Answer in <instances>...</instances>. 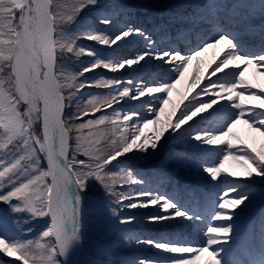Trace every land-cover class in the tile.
<instances>
[{"label": "snow or ice", "instance_id": "1", "mask_svg": "<svg viewBox=\"0 0 264 264\" xmlns=\"http://www.w3.org/2000/svg\"><path fill=\"white\" fill-rule=\"evenodd\" d=\"M198 7L202 11L193 22L208 23L213 32L210 39L200 40L185 51L173 46L158 49V42L146 29L131 20H118L119 8L105 7L102 0H76L70 9L67 0H0V203L6 205L0 208V253L23 264H264V219L260 225L262 246L257 253H240L233 248L243 217L257 199L264 200V94L251 91L259 88L264 93V86L247 75L252 72L264 76L259 71L264 68V0H207ZM85 8L95 9L91 20L78 19ZM180 19L179 14L169 17L170 22ZM257 34L258 45L249 46L243 39L244 35ZM136 37L142 38L146 47L134 54L118 55V50ZM80 39L107 46L112 55L101 56L89 49L87 55L95 59L82 67L79 75L101 68L111 73L125 69L132 73L127 77H97V84L112 90L102 100L87 99L86 104L77 100L74 90L90 86V82L77 84L76 77L68 72L74 62L67 54L79 57L85 53V47L77 43ZM209 50L224 52L212 76L228 75L226 70L231 67H244L231 73L230 81L209 79L174 122L180 104L204 79L199 74L200 58ZM215 58L214 54L213 61ZM193 61L197 62L198 74L176 102L172 94L178 91L177 85L185 79ZM113 103L127 107L114 108L111 117L101 115L74 124L89 114L88 106L99 112L102 106L112 107ZM209 109L212 111L207 116L201 115ZM106 121L113 125L119 122L121 127L115 131L121 136L114 138V131L101 152L92 148L99 141H89L92 133L85 136L83 131ZM150 124L158 125L151 138L142 130ZM238 125H245L260 138L259 150L240 135ZM132 128L135 131H130ZM175 139L201 153L199 161L194 163L193 156L176 153L163 162L171 171L154 176L161 183L175 179L178 184L182 180L186 187L192 183L214 189L215 198L208 201L213 209L210 218L221 223L207 227L204 244L185 246L186 242L179 239L142 238L131 229H119L118 240L103 244L82 261L76 259L87 247L82 218L90 212L96 217L101 241H107L119 225L140 221L135 214L121 215L123 209L159 205L157 214L143 220L173 230L194 227L202 220V211L187 207L175 197L153 195L143 189L135 193L115 190L117 183L133 176L120 158L151 161L159 154L158 149L162 151ZM219 145H226L227 153L211 147ZM238 145L243 155L232 153ZM217 151L223 162L211 159ZM81 153L89 159H78ZM229 160L242 171L226 169ZM117 165L122 168L117 169ZM237 176L248 178L244 190H238L241 185L233 179ZM93 182L104 189L94 202L89 200ZM136 182L145 181L140 177ZM189 191L195 196V187ZM226 191L235 192V198L225 199L222 193ZM44 217L48 218L43 221L46 227L34 239L9 238L6 234L13 227L21 234L30 233L32 222ZM41 238L48 239L41 242ZM133 243L160 252L155 257H138L126 251ZM193 253L194 258L183 255ZM100 254L108 258L100 259Z\"/></svg>", "mask_w": 264, "mask_h": 264}, {"label": "rangeland", "instance_id": "2", "mask_svg": "<svg viewBox=\"0 0 264 264\" xmlns=\"http://www.w3.org/2000/svg\"><path fill=\"white\" fill-rule=\"evenodd\" d=\"M148 1L149 0H145V2H148ZM67 2L69 4V9H70L71 5L73 3H75L76 0H67ZM102 3L105 5V7L111 6L113 9L119 8L121 15L119 17H117V19L121 20V21H125V20H128L127 18L130 16L131 13L137 14V15L142 14L145 16L147 14V12L149 13L156 8L166 10L169 13H181V10L184 7L183 5L184 4L187 5L188 0H165L163 5L160 7H159V5H153L152 6V4H145L144 2H141L139 0H102ZM94 12H95V9L85 8L81 11L78 19L91 20L93 18ZM127 15H129V16L126 17ZM135 24L139 27L145 26V25H142L141 21L139 23L136 22ZM71 27L75 28L74 25ZM129 39L132 40V38H129ZM152 39H154V38L152 37ZM154 40H156V39H154ZM77 43L80 45H83L85 47V53L81 54L79 57H75L72 54H67L69 56H72V60L74 62L69 67L68 72H70L72 75H74L76 77V83L77 84H79V82H81L83 80H88L90 82V86H85L82 89L77 88L74 90L76 93V97H77L78 101H82L86 104L87 99H93V100L100 99V100H102L103 97L112 90L109 87L103 86V84H97V82H96L97 77H118V76L119 77H127L129 75H132L131 72L127 71V70L126 71L124 70L123 72L111 73V72H108L102 68L96 69L92 73H85L82 76L79 75L80 69L86 65H89L95 59L94 56L87 55V52L89 49L95 50L101 56H111L112 53H111V50L108 49L107 46L100 45L96 41H88L86 39H80L77 41ZM145 47H146V45H144L142 38L136 37L134 40H132L131 43L124 45L121 49H119L118 55L126 56V55H124V53H126V52H128L129 55L134 54L135 52L142 50ZM157 48H159V47L157 46ZM261 72H264V70H262ZM193 76H195V74L194 73L191 74L190 68H188V71L185 74V79L181 82V84L177 85L178 91H175L172 94L174 101L179 102L181 100V94L187 92L188 85L192 82ZM178 78L179 77H177V79ZM262 80L264 82V76L262 77ZM69 82H71V81H69ZM121 86H123V85H121ZM155 86H158V85H155ZM202 87H204V86H202ZM202 87H198L196 89H193L192 92L188 93V99L184 100L183 103L180 104V109H178L179 112L181 110H183L185 105H187L189 103V101L192 100V97L197 92H199L200 88H202ZM251 91L255 92L257 94H264L258 88L251 89ZM248 93L249 92H246L245 94H248ZM65 95H67V91L65 92ZM202 98L207 100L206 96H204ZM161 106H163V105H161ZM121 107H127V105H121L119 103H113L112 107L102 106L101 111H99V112H94L92 107L88 106L89 114L87 116H83L82 120L74 121V124H79L81 122H87L89 119H98L101 115H108L109 117H111L113 114V109L114 108L118 109ZM248 107H254V106L246 105V108H248ZM168 108H169V110H171V105H169ZM208 112H210V110L205 112V114H207ZM156 114L157 115L159 114L158 110H157ZM152 118L154 119L155 116H152ZM120 119H122V114H121ZM196 119H198V118H196ZM175 120H173V121L175 122ZM120 127H121V125L119 122L116 125H113L111 122L106 121L103 125L90 126V128L85 129L83 131V135L88 136L89 132H91L92 135L89 137V141H99V143H93L92 148L93 149L98 148L101 150V152H103L104 150H106L109 137L112 135V133L115 131V129L120 128ZM141 127H142V125H141ZM157 127H158V125H151L150 124L147 129L142 128V130L144 131V134L146 137L151 138V136L154 135V129H156ZM130 131H135V129L132 128V129H130ZM73 135H75V131L73 132ZM120 136H121V132L115 131V137L114 138L118 139ZM142 139H143V137H142ZM161 143H163V140L161 141ZM74 146L75 145L73 144V147ZM186 147H188V149L190 150V147H192V145L185 143L182 140L175 139V140L170 141L169 144L162 151L158 149L159 154L156 157H154L151 161H148V162L135 161V160L134 161H127L125 157L120 158L121 160L125 161V165L127 166V168L133 172V176H132L131 180H122L120 183H117L114 186L116 192L131 191V192L135 193V192L143 189V190L151 191L153 195L165 194V195L169 196V194H166V193L168 191L169 186L171 185L170 184L171 181L167 182V184H162L161 182H159L157 177L154 176V173H168V172H170L171 171L170 165L163 163L165 161L166 157L170 158V157L174 156L176 153H183L182 150L185 149ZM241 147L242 146L238 145L236 148H232L231 149L232 153L234 155H243V152L239 150ZM222 148L225 150V153H227V151L229 150L226 145H222ZM190 154H191L190 156L194 157V153H190ZM128 155H133V154H128ZM186 155H188V154H186ZM78 159H82V160L87 161L89 158L81 153L78 156ZM219 159L221 160V162H223L222 156ZM113 164H115V162ZM46 166H47L46 161L42 160V167L46 168ZM236 166L238 168H241L233 160H229L225 164V168L228 169L229 171L231 168L236 167ZM107 167L110 168V167H112V165H108ZM116 167H117V169L122 168L121 165H117ZM121 175H123V172H121ZM140 177L143 178V180L145 181L144 183L136 182ZM173 180H175V179H173ZM155 181L157 183H159L160 185H157L155 183ZM109 182H111V181H109ZM243 182L249 183L248 178L243 180ZM182 183H184V182L181 180L179 182V184L177 183V185L181 186ZM217 183H218V181H217ZM241 184H244V183H241ZM188 185H194V184L189 183ZM195 185H199L202 187L207 186L206 189L204 188V190H206L207 192L209 191L208 189H210L212 192L214 191V189L212 187L210 188V186L208 187V185H206V184H195ZM256 187H258V186H256ZM103 192H104V189L99 184V182H93V188L91 190L89 200L93 201V202L96 201L97 199H99L100 195L103 194ZM224 198L229 199L226 197H224ZM230 198H235V197H230ZM142 199H147V197H143ZM262 201L263 200H260V199L256 200L257 205H255L251 209H249V211L243 217L242 222H241V225H242L241 228H244V224H246V223L249 225V222L253 219V216L255 215V211L257 210V212H258V209L261 206ZM123 203L127 204L128 200H124ZM3 207H6V205L0 203V208H3ZM241 207H243V206H241ZM158 210H160L159 205L149 206L147 208L138 207L136 209H123V210H121V215L127 216L130 214H135L136 216L140 217L141 219L139 222H134L133 224L119 225L118 229L116 231H114V233L110 234V237L107 241H101L98 238L97 229H96L97 220H96L94 213L90 212L86 217L82 218L83 229L86 230V232H87V247L80 254H78V260L82 261L83 259H85L86 256L92 255L94 253V251L98 247L102 246L103 244L118 240L120 238L119 229H131L135 234L139 235L142 238H146L148 235V232L146 229H148L149 227L148 226H142L141 222L144 221L143 220L144 217L149 216V215H154L155 211L158 212ZM236 211H239V209H237ZM263 215H264V210L261 212V219H264ZM46 220H48L47 217L41 218L39 221L34 220L32 222L33 230L30 233L21 234L19 231H17V229H15L13 227V228H9L7 230L6 234L9 238L34 239L37 237V234L42 232V230L46 227V225L43 224V221H46ZM214 222L216 223L215 226L217 224L221 223L220 221H214ZM246 228L248 230L254 229V224L251 223L249 228H248V226H246ZM150 229L156 230L158 228L152 227ZM259 229H260V226H259ZM164 230L165 229H161L160 232L164 231ZM47 239L48 238H41V242H44ZM237 240H238V238H236L234 244L237 243L236 242ZM137 246H139V245H136L135 243H133L131 245V247L129 249H127L126 251L131 253V254H134L135 256H138V257H155L156 256L155 254H152L151 251H149L148 249L147 250H145V249L141 250V249H138ZM140 253H142L143 255L140 256L139 255ZM98 258L106 260L108 257L106 255L100 254ZM188 258H194V256L188 257ZM11 260L18 262L19 264H23V261L17 260L15 257H7L6 254L0 253V261H2L3 264H13V263H11Z\"/></svg>", "mask_w": 264, "mask_h": 264}, {"label": "bare ground", "instance_id": "3", "mask_svg": "<svg viewBox=\"0 0 264 264\" xmlns=\"http://www.w3.org/2000/svg\"><path fill=\"white\" fill-rule=\"evenodd\" d=\"M141 2H144L145 4H152L153 5H159L162 6L163 3L165 2V0H149L148 2H145V0H139ZM207 3V0H188V3L187 5L184 4L183 6L184 7H188V12L186 13H183V14H179V16L181 17L180 20L178 21H174L173 23L174 24H178L180 28H184L183 23L185 22H191V24L194 26V29L195 30H198V31H201L203 32L204 34H211L212 35V32H213V29H212V25L208 24V23H205V22H193L194 18L197 16V14L202 11L201 8L198 7V5H202V4H205ZM186 5V6H185ZM159 9V8H158ZM157 8L153 10V13L157 14L158 13V10ZM152 13V12H151ZM152 13V14H153ZM171 16L172 15H175V14H171L169 13ZM185 17H188V18H193V19H184ZM137 18H133V20H136ZM165 20V19H164ZM169 21V19H168ZM255 36H251V35H244L243 36V39L246 41V43L248 42V39H253ZM142 41L146 44V42L142 39ZM126 55H128V52L125 53ZM124 54V55H125ZM216 56L215 58V61H213V56ZM224 58V52L223 51H220V50H209L208 53H206L205 55H203L200 60H201V66H200V75H202L204 77V79L201 81V84L199 87H202L206 84H208L209 82V79L211 80H214L215 78L217 79L218 76L220 75H225L224 73H217L215 76H212L211 73L213 71V69L216 67V64L219 63V61L221 59ZM244 66L241 65V68L240 69H236L234 67H231L230 69L226 70V72L228 73V75H231V71L232 70H235V71H238V70H242ZM190 68V73L191 74H195L197 75V62L196 61H193L192 64L189 66ZM261 69H264V68H261ZM260 69V70H261ZM130 71L128 69H125V71ZM247 75L252 78L254 81L257 82L258 85H261V86H264V82L262 80V76L261 75H255L254 73L252 72H249L247 73ZM263 82V83H262ZM198 88V87H197ZM222 104H225L227 105L229 102L228 101H221ZM254 106V105H253ZM216 107V106H214ZM211 110V109H209ZM178 112H176V115L173 116V120L176 119V117L180 114L179 110H177ZM202 116H205V112L204 113H201ZM186 127V126H185ZM181 131H183V128L181 129ZM237 131L240 133V135L246 140L248 141V143H251L253 144V146L259 150L260 149V146H261V140L258 136H255V134L251 133L247 127L245 125H238L237 126ZM167 135V134H166ZM230 171H236V172H241L242 169L241 168H238L237 166L236 167H233L230 169ZM234 178H237V179H241V180H245L247 178L243 177V176H237V177H234ZM204 203L207 204L208 206V201L210 198L214 199V195H211L209 193H205L204 194ZM257 205V202H255V204L253 206ZM252 206V207H253ZM145 208V207H144ZM210 208V207H208ZM157 212L155 211V214ZM208 215H204L202 220L200 221H196L195 222V226L194 227H185L181 230H173V229H168V228H165V227H162L160 225H157V224H151V223H147L145 221L141 222V225L142 226H148L147 228L150 229L152 227H155V228H158L156 230H161V229H165L166 231H169L172 235L175 236V239H179L181 241H184L186 239H188V242L189 244H193L191 247H196V246H199L202 242V232L201 231H204L207 229L208 227V221L209 219L207 218ZM178 219H182V218H178ZM165 223H168V222H165ZM189 223H192V222H189ZM185 244V246H190L188 244ZM138 249H145V250H157V249H153L151 246L149 245H144V244H140L139 246H137ZM185 256H194L195 253L193 254H183ZM76 259H78V255L76 257Z\"/></svg>", "mask_w": 264, "mask_h": 264}]
</instances>
